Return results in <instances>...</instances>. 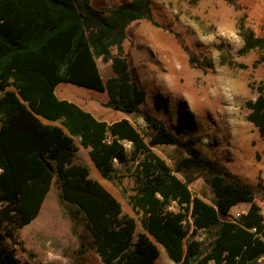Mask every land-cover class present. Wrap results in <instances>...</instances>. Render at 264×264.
<instances>
[{"label": "trees", "instance_id": "1", "mask_svg": "<svg viewBox=\"0 0 264 264\" xmlns=\"http://www.w3.org/2000/svg\"><path fill=\"white\" fill-rule=\"evenodd\" d=\"M143 20L157 25L153 0L104 10L91 0H0V264H18L7 242L37 218L53 185L83 216L102 264H156L160 248L175 264H264V201L219 160L201 156L197 140H182L140 111L147 93L131 77L123 44L129 26ZM238 29L240 54L264 49L245 17ZM98 59L111 63L114 76L106 81ZM62 83L105 92V106L138 116L147 134L127 119L107 123L58 98ZM245 106L247 121L264 137V85ZM161 145L186 153L175 170L153 150ZM79 148L106 181L133 178L129 203L143 229L137 239L136 219L123 214L87 166L74 164ZM190 171L207 175L212 202L176 175ZM240 204L246 212L232 218ZM76 215L69 212L75 225ZM86 251L81 242L79 254Z\"/></svg>", "mask_w": 264, "mask_h": 264}, {"label": "rangeland", "instance_id": "2", "mask_svg": "<svg viewBox=\"0 0 264 264\" xmlns=\"http://www.w3.org/2000/svg\"><path fill=\"white\" fill-rule=\"evenodd\" d=\"M128 1L91 3L104 10ZM153 11L157 25L144 20L132 23L123 44L131 77L147 93L140 111L157 117L182 140H197L201 156L219 160L255 190L257 200L264 201V137L247 121L245 106L256 98L257 87L264 85V49L240 54L243 41L238 29L245 17L246 26L264 38V0H155ZM112 54L117 55V50ZM101 69L104 81L114 76L110 64H102ZM56 95L107 123L127 119L147 134L138 116L107 108L105 92L62 83ZM126 149L130 153L131 145L126 144ZM153 150L174 170L176 162L186 156L171 145ZM74 164L87 166L90 178L101 182L122 204L123 214L136 219L137 239L143 229L129 203L135 189L133 178L126 175L121 181H106L83 148L76 152ZM176 175L187 182L193 195L212 202L206 174L190 171ZM247 208L246 204L234 207L232 218ZM69 212L76 215V208L63 201L53 185L37 218L17 232L15 243L7 242L18 264H102L83 216L76 215L75 225ZM204 238L202 233L198 235V239ZM81 242L87 250L83 256L79 254ZM156 264L175 263L160 248Z\"/></svg>", "mask_w": 264, "mask_h": 264}, {"label": "crops", "instance_id": "3", "mask_svg": "<svg viewBox=\"0 0 264 264\" xmlns=\"http://www.w3.org/2000/svg\"><path fill=\"white\" fill-rule=\"evenodd\" d=\"M154 1L155 0H153V5H154ZM162 2L164 1V0H161ZM118 6V5H117ZM111 7H116V6H111ZM107 8H110V7H107ZM96 9V8H95ZM106 9V8H105ZM98 10V9H97ZM97 64H98V67H99V70H100V73H101V71L103 70V69H101V65L102 64H106V65H108V64H110L111 65V63H104L103 61H102V59H98L97 60ZM102 76V75H101ZM111 78V77H110ZM109 79V78H108ZM107 79V80H108ZM64 100V99H63ZM98 119V118H97ZM100 120V119H99Z\"/></svg>", "mask_w": 264, "mask_h": 264}]
</instances>
